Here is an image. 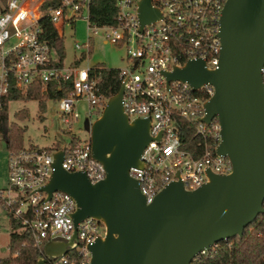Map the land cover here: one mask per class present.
<instances>
[{
  "label": "built area",
  "instance_id": "built-area-1",
  "mask_svg": "<svg viewBox=\"0 0 264 264\" xmlns=\"http://www.w3.org/2000/svg\"><path fill=\"white\" fill-rule=\"evenodd\" d=\"M45 1L0 3V97L9 92L11 85L27 93L32 86L41 84L42 91L48 92L51 82L58 83L60 90L63 83L69 82V94L57 100L63 121L71 127L80 119L76 105L85 98L89 114L85 127L87 121L92 125L101 114L93 120L94 115L103 110L108 98L99 92L97 80L91 76L92 66L81 67L78 62L82 58L90 60L94 36L102 33L106 43L126 48L129 65L120 69V80L130 120L149 118L151 135L161 134V139L152 140L142 154L145 168L133 167L130 171L147 203L179 178L186 189L193 190L207 182L208 169L217 174L232 172L231 160L216 152L221 141L218 118L211 124L201 120L206 115L205 102L215 93L214 86L207 83L194 90L189 82L169 80L166 75L194 59L205 61L211 69L218 68L222 51L220 19L227 0H152L162 17L145 25L143 31L139 0H117V24L103 26L91 21V0H61L48 10L42 8ZM43 17L51 19L63 38L66 25L75 28L77 20L88 21L93 33L86 43H75V49L83 50L79 59L70 65L60 60L56 49L42 37ZM186 122L194 123L196 135L216 141L214 146L204 141L201 157L185 148L182 130ZM89 133V138L74 137L59 148L8 149V195L1 189L0 198L4 199L3 207L17 204L14 216L23 227L32 229L36 244L44 246L57 237L70 239L75 231V200L63 191L54 192L49 200L45 192L38 191L55 170L56 151L65 145L64 169L83 171L92 183L106 176L103 164L93 157ZM105 233V226L96 219L83 220L78 225L77 247L49 264H73V251L82 257L81 264H89V246Z\"/></svg>",
  "mask_w": 264,
  "mask_h": 264
},
{
  "label": "water",
  "instance_id": "water-1",
  "mask_svg": "<svg viewBox=\"0 0 264 264\" xmlns=\"http://www.w3.org/2000/svg\"><path fill=\"white\" fill-rule=\"evenodd\" d=\"M138 11L141 31L162 17L152 0H139ZM219 36L218 68L194 59L166 75L189 82L194 90L214 86L201 120L211 124L218 118L221 141L216 152L231 160L232 172L208 169L207 182L193 190L179 178L147 203L130 171L145 168L142 154L161 134L151 135L149 118L130 120L121 86L92 125L86 122L93 157L103 164L105 178L92 183L85 172L64 169L65 145L54 153L55 170L38 191L49 200L57 191L75 200V231L70 239L47 241L37 264H49L75 249L78 225L87 218L106 228L89 246V264H192L220 241L242 237L264 212V0H227Z\"/></svg>",
  "mask_w": 264,
  "mask_h": 264
},
{
  "label": "trees",
  "instance_id": "trees-1",
  "mask_svg": "<svg viewBox=\"0 0 264 264\" xmlns=\"http://www.w3.org/2000/svg\"><path fill=\"white\" fill-rule=\"evenodd\" d=\"M8 0H0V3L7 4ZM61 0H47L42 8L48 10L51 6L59 5ZM119 8L117 0H91L90 18L93 24L98 26L117 24ZM42 37L53 46L60 60L66 57L64 38L49 17L41 20ZM91 76L97 80L99 92L106 98L117 94L121 88L120 69L108 67L104 63L92 66ZM71 91V84L63 83L61 90L58 83H49L48 92L42 91V85L32 86L27 93L11 85L9 92L0 97V136L6 141L8 149H22L24 144V132L18 123L10 120L9 103L13 100H39L40 112L47 110L49 99L60 100ZM29 116L27 109L16 113L18 119H25ZM42 117V115H41ZM214 146L216 141L201 135H196L194 123L186 122L182 130V141L185 148L190 150L194 156L201 157L204 154L205 142ZM36 148V147H33ZM17 204L4 206L10 219L12 232L10 236V254L0 257V264H37L38 259L43 256V245L36 244L34 233L30 227H23L21 222L15 218L14 212ZM73 264H81L82 257L78 251L71 252ZM192 264H264V212L249 224L243 236L232 237L220 241L211 250L200 253L193 260Z\"/></svg>",
  "mask_w": 264,
  "mask_h": 264
},
{
  "label": "rangeland",
  "instance_id": "rangeland-1",
  "mask_svg": "<svg viewBox=\"0 0 264 264\" xmlns=\"http://www.w3.org/2000/svg\"><path fill=\"white\" fill-rule=\"evenodd\" d=\"M89 23L85 19L75 22V28L66 25L64 28L65 63L70 65L74 60L81 57L83 50L75 49V43L84 44L88 41L89 34L93 30L88 28ZM92 55L89 61L82 58L78 64L81 67L94 66L104 63L108 67L122 69L128 66L126 48L106 43L102 33L95 35L93 39ZM39 100H13L9 103L10 120L18 123L24 132L25 147L36 148H59L64 143H69L74 137L85 140L90 133L85 127V121L89 119L88 103L82 98L76 105V111L80 113V119L72 123L71 127L65 123L60 115L61 110L57 100L47 101V110L40 112ZM55 108V109H54ZM27 109L29 116L25 119H18L16 113ZM53 111H56L54 114ZM102 108L98 111L93 120L101 114ZM42 115V117H41ZM8 148L6 141L0 136V190L8 195ZM14 199V193L10 194ZM4 199L0 198V257L10 254L9 243L12 232L10 219L7 210L3 207Z\"/></svg>",
  "mask_w": 264,
  "mask_h": 264
}]
</instances>
